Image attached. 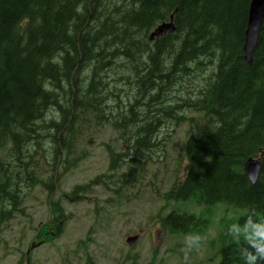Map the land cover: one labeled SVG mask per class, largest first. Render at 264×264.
Instances as JSON below:
<instances>
[{"label":"trees","instance_id":"obj_1","mask_svg":"<svg viewBox=\"0 0 264 264\" xmlns=\"http://www.w3.org/2000/svg\"><path fill=\"white\" fill-rule=\"evenodd\" d=\"M250 3L0 0V222L21 203L12 178L28 170L33 148L50 140L56 155L71 152L86 120H105L124 135V151L110 150V169L131 163L120 177L128 185L162 145L157 130L166 121L180 125L187 110L199 118L190 119L183 146L186 175L161 198L174 204L163 227L198 230L203 221L181 208L191 200L208 211L218 203L241 209V225L252 209V222L264 221V22L250 66ZM171 14L176 33L151 43L150 32ZM159 97L170 100L174 118H165ZM51 109L58 116L48 120ZM250 157L261 159L255 184L244 169ZM227 236L216 247L218 264H244L247 244Z\"/></svg>","mask_w":264,"mask_h":264},{"label":"rangeland","instance_id":"obj_2","mask_svg":"<svg viewBox=\"0 0 264 264\" xmlns=\"http://www.w3.org/2000/svg\"><path fill=\"white\" fill-rule=\"evenodd\" d=\"M131 87V96L139 98L142 91ZM122 90L126 91V86H122ZM150 94L153 95L149 90L146 100ZM157 101H161L157 105L163 109L165 118L177 115L168 108L169 99L159 97L155 103ZM51 114L58 116L56 110L51 109L46 116L48 120ZM83 125L85 129L78 136L79 146L70 156L76 159L73 167L65 171L60 169L62 155L56 157L51 146L53 142L47 140L43 147L33 148L26 160L28 170L22 177L12 178L15 188H23L24 199L11 219L0 223V264H27L24 256L27 250L34 241L42 240L45 243L32 251L30 264H218V245H212L218 244L226 237L228 228L238 223L236 218L241 214L237 211L225 203H218L221 205L213 207L209 214L202 213L201 207L193 202L183 207L208 219L207 226L192 232L205 239L199 251L188 253L187 262L184 260V238L192 233H172L163 228L160 221L174 207V204L166 205L162 196L186 173L187 157L183 146L189 137V124L176 127L167 122L157 130L162 145L152 157L146 158L148 164L139 181L126 186L121 185L120 174L128 171L131 163L126 162L122 169L110 171L106 147L109 144L120 151L124 136H119V131L107 123L97 124L93 118ZM54 150L57 152L56 144ZM55 164L59 179L50 195L51 184L45 186L40 182H51L49 178ZM32 168L38 178L27 187ZM77 187L79 189H75ZM74 189L77 192L70 196L71 199L66 198ZM60 211L63 228L57 233V227L51 223ZM48 231L49 236H46ZM135 234L140 238L130 247L126 239Z\"/></svg>","mask_w":264,"mask_h":264},{"label":"clouds","instance_id":"obj_3","mask_svg":"<svg viewBox=\"0 0 264 264\" xmlns=\"http://www.w3.org/2000/svg\"><path fill=\"white\" fill-rule=\"evenodd\" d=\"M250 178H254L255 172L249 173ZM256 215L255 209H252L247 215L243 225L239 223L232 224L228 228L227 234L233 241L239 243L241 240L247 244V248H241V255L244 264H258L264 262V221L253 223V216ZM205 237L198 233L188 234L184 238L185 262L189 261L188 253L199 251ZM251 249L252 251H249Z\"/></svg>","mask_w":264,"mask_h":264},{"label":"water","instance_id":"obj_4","mask_svg":"<svg viewBox=\"0 0 264 264\" xmlns=\"http://www.w3.org/2000/svg\"><path fill=\"white\" fill-rule=\"evenodd\" d=\"M251 9V15L249 19V26L247 29V40H246V51H247V56L249 60H251L250 55L251 52L253 51L254 46L257 43V39L259 37V32L261 31V26H262V18L264 14V0H253ZM173 17H171V22L169 24H163L160 26L158 29H156L150 39H153L154 37H159L163 33H169L174 30V26L172 24ZM246 171L249 176L250 172H255L254 178H250V180L253 183H256L258 176H259V163L254 162L252 160H249L246 163ZM136 238H131L129 239L130 244H133Z\"/></svg>","mask_w":264,"mask_h":264},{"label":"bare ground","instance_id":"obj_5","mask_svg":"<svg viewBox=\"0 0 264 264\" xmlns=\"http://www.w3.org/2000/svg\"><path fill=\"white\" fill-rule=\"evenodd\" d=\"M135 1H137V0H135ZM252 3H253V0H251V3H250V9H249V18H248V26H249V19H250V15H251V11H253L252 9H251V6H252ZM135 6V5H134ZM171 17H174V14H171ZM263 22H264V14H263V18H262V25H263ZM160 25H158L153 31H151L150 33L152 34L158 27H159ZM247 29H248V27H247ZM261 30H262V26H261ZM260 33H261V31L259 32V37H260ZM259 37H258V39H257V43H256V45L254 46V48H253V51L251 52V55H250V58H251V60H249V58H248V56H247V51H246V40H247V31H246V37H245V46H244V54H245V59H246V61H247V63L251 66L253 63H252V54H253V52H254V49L256 48V46H257V44H258V40H259ZM150 39V38H149ZM149 41V40H148ZM151 41V40H150ZM153 41H151V43H152Z\"/></svg>","mask_w":264,"mask_h":264}]
</instances>
